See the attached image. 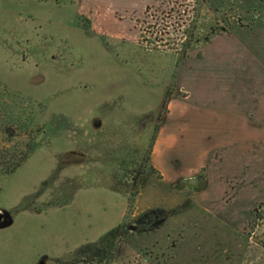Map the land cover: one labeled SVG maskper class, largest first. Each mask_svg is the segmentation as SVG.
Returning <instances> with one entry per match:
<instances>
[{"label": "rangeland", "instance_id": "rangeland-1", "mask_svg": "<svg viewBox=\"0 0 264 264\" xmlns=\"http://www.w3.org/2000/svg\"><path fill=\"white\" fill-rule=\"evenodd\" d=\"M176 1L165 8L107 9L101 0H0V120L7 105L15 113L18 105V117L26 108L20 118H29L33 131L29 140L28 128L0 135V148L15 158L24 154L0 178V212L8 218L0 227V264H264L263 120H252L249 151L224 150L217 162L208 155L203 191L224 197L213 203L211 226L195 251L184 246L188 235L179 229L163 242L155 233L169 227L164 223L152 236L158 244H142L148 235L125 229L147 212L130 217L134 205L128 200L140 172L141 200L163 204L169 194L171 201L191 198L192 188L178 192L173 186L202 172L194 168L200 136L187 159L170 147L166 170L152 174L151 160L144 166L167 90L173 98L159 124L156 155L177 127L180 109L201 90L197 75L234 66L239 86L249 63L256 104L255 85L264 82L258 72L264 70V0ZM199 10L201 19L194 17ZM118 16L140 21L133 24L138 38L107 35V22ZM189 31L201 41L181 59ZM207 83L204 91L211 95L215 86ZM252 113H258L255 104ZM186 163V176H167ZM120 232L126 236L114 251Z\"/></svg>", "mask_w": 264, "mask_h": 264}, {"label": "crops", "instance_id": "crops-1", "mask_svg": "<svg viewBox=\"0 0 264 264\" xmlns=\"http://www.w3.org/2000/svg\"><path fill=\"white\" fill-rule=\"evenodd\" d=\"M101 1L102 4H105L104 8L107 9L119 6V4L121 6V9L165 8L170 7L172 3L173 5H179L178 1L176 0ZM99 7L103 6L99 5ZM137 15H139V13ZM118 17L119 18H114V22H112L115 25L114 28L111 27L112 25H109L112 24L111 22H107L108 28H105V32H107V35L112 36L113 34L120 40L132 41V39H135L138 33H136L137 30L135 31V29H133V24H139L140 21H134V18H132V20H129V22H124V19L128 20V18H124V16ZM247 57L248 59H250L251 55L248 53ZM214 70L205 71V73L208 72V74L196 76L195 84L196 86L200 87L201 90H196L199 92H196L193 102L189 103L188 107L186 105H183L184 107L180 109L177 117L178 125L174 128V130L178 128V134L176 135L175 131L172 129L170 131L171 135L168 134V140H162L164 150L161 154L156 155V150L153 147L150 162L152 164V168L156 171H161L163 169L166 170L165 154H167L166 152H168V149H171L170 147L178 148V150L182 151L183 154H185V159H187V153L191 151L190 147L192 146L193 138L195 136H200L202 139L199 146L200 158H196L197 163H195L194 166V168L196 167V169L200 172L202 171L203 167L206 166L205 164L208 160L209 154H215L213 156V160L217 162L220 160L219 153L223 152L224 150L241 153L249 151L252 137V120L264 121V82L259 81V83L255 85L257 92L260 93V97L256 104L251 97L252 92L250 85L249 63L247 67L242 66V74L241 77H239V81H237L240 84L239 86H235L236 78L233 74L234 66H216V70ZM258 72H262V74H264V70H259ZM209 74L210 76L208 77ZM208 81H210L213 86H215V89L211 91V95H208V91H204V89H206L208 86ZM180 84L182 85L183 83L181 82ZM181 85L180 87H182ZM252 104L256 105L258 113H252ZM192 117L194 118L192 119ZM188 120H192L195 123L193 124L194 126L188 123ZM193 129L196 130L195 134L191 132V130ZM256 129L259 132L261 130L260 127L255 128V130ZM158 142L159 138L157 139V143ZM186 175L187 163L182 169L180 168L176 172L172 171L170 173H167V176L169 178L175 179ZM221 179L222 178L219 177V181ZM167 182L170 183V180L168 179ZM209 184L214 185V182ZM142 194L143 192L139 193L138 198L136 199L133 206L134 211L132 212L130 217L135 218L142 212L148 211L150 209L159 208V210L162 209L163 211H170V213L164 218L163 221V223L169 225V227L164 230L163 233L161 232V230H158V232L156 231L155 234H161L160 236L163 239L162 241H169L170 243V234L175 233L176 229H179V234L182 235V237L186 234L188 235V239L184 241V246H186L187 248H191L192 252L197 249V242H200L205 238L203 236L205 229H209L211 226V220L209 218H211L213 203L217 200H223L222 198L224 197V193L218 192L217 194H215L208 188H206L204 191L197 195L192 206L183 211L171 213L174 207L179 206L182 202L185 201V198H182L178 195L176 196V199L171 201V194H169L170 201H168L166 204L158 201H155L153 203H144L141 200ZM139 208L141 209L139 210ZM205 224H207V226ZM203 225L205 228L202 231L201 228L203 227ZM154 232L155 231L152 230L150 232L151 234H149L148 232H134L133 234L138 237L148 235L143 239L144 242L142 243L146 244L145 240L147 239L149 242H151ZM154 241L155 240L153 239L152 242ZM207 241L208 244L205 248H208L209 250L212 247V245L210 244L211 237H208ZM154 243L158 244L159 242Z\"/></svg>", "mask_w": 264, "mask_h": 264}, {"label": "trees", "instance_id": "trees-1", "mask_svg": "<svg viewBox=\"0 0 264 264\" xmlns=\"http://www.w3.org/2000/svg\"><path fill=\"white\" fill-rule=\"evenodd\" d=\"M202 15H205V14H202V12L199 10L198 13L196 11V13L194 14V17L197 18V19H199V18L201 19ZM84 23H85V28L89 29L90 28L89 22L87 20H85ZM194 37H195V35H194L193 31H189L187 39L185 40V42H184V44L182 46L181 59L186 58L187 53L189 51H191L194 47H196V46H198L200 44L201 40H195ZM2 96L4 97L5 94H3ZM172 98H173V94L171 92V89H168L166 94H165V96H164V98H163V103H162L160 115H159V118H158V126L155 129L153 140H152V142H151V144L149 146V150H148V152H147V154L145 156L144 166H147L149 164L150 154H151V151H152V148H153V145H154V141L156 139V135L158 133L159 124L162 122V119H163V117L165 115V112L167 111V105H168V103L170 102V100ZM6 108L7 109L4 108V112H5L4 115L5 116H3L2 120H0V135L2 134V135H7V136L10 137V136L14 135V134H12L13 133L12 131L15 130V128H16V130L19 131V132H17L19 134L21 132H23V130L28 128V130H29L28 132L29 133L27 135V139L29 140L31 138L32 133H33L31 124L29 122L30 119L25 117V118H23L24 122H22V120L20 118L21 114L25 115L24 111H26L27 109L23 108L24 111L21 112L19 117H18V112H19L20 106L17 105L18 111H16V113H15V108H11V106H9V105H7ZM27 115H29V110L27 111ZM29 124H30V126H29ZM5 125L7 126V128L5 127ZM8 140H9V142L11 141L10 138H8ZM26 146H27V143L25 144L24 147L26 148ZM22 155H24V154L23 153H19V158H15L14 153H11L9 150H7V148H0V178L8 176L9 174H11L15 170V168L17 167L20 159L23 157ZM148 169L151 171L152 174L156 173V170L153 169L152 167L149 166ZM203 172H204V170L202 169V172L200 173L199 176L204 178L205 183H206V177L203 174ZM141 174H142V172H140V174L138 175L137 180L135 182V185L133 187V193H132L131 199L129 200V205L130 206L134 205V202H135V199H136V197H137V195L139 193V190L142 189L143 181L141 179ZM173 187L178 192L182 191V189L177 188V184H174ZM203 189L202 190H197V189L192 188V190L194 191L193 196L191 198L187 197L185 199V201L179 207H177L174 211H172L171 213L183 211V210L189 208L190 206H192L194 201H195V199H196V197H197V195L199 193H201L203 191ZM163 213H164V216L166 217L170 213V211H163ZM128 225H130V224H128ZM128 225H125V229L127 228ZM122 227H124V226H122ZM125 236H126L125 232H122V233L120 232L117 235V242H116L117 246H115L114 251H116L120 241Z\"/></svg>", "mask_w": 264, "mask_h": 264}, {"label": "water", "instance_id": "water-1", "mask_svg": "<svg viewBox=\"0 0 264 264\" xmlns=\"http://www.w3.org/2000/svg\"><path fill=\"white\" fill-rule=\"evenodd\" d=\"M195 188L197 190H202L205 187V180L202 177H196V178H190L187 180H179L177 183V188L183 189V188ZM5 215L0 212V227L8 225V222L4 219ZM163 220L157 221L154 224L150 225L147 229H154L158 227L160 224H162ZM127 230L131 232H135L137 230V226L135 224H130L126 228Z\"/></svg>", "mask_w": 264, "mask_h": 264}, {"label": "flooded vegetation", "instance_id": "flooded-vegetation-1", "mask_svg": "<svg viewBox=\"0 0 264 264\" xmlns=\"http://www.w3.org/2000/svg\"><path fill=\"white\" fill-rule=\"evenodd\" d=\"M164 218L165 216L162 210H159V209L148 210L147 212H144L143 214H141L134 221V224L137 226V230L135 232L144 233V232H150L152 230H155L156 228L160 227L162 224H160L158 227L154 229L146 230V228H149L150 225L154 224L157 221H161V220L164 221ZM4 219L7 220L8 218L5 216Z\"/></svg>", "mask_w": 264, "mask_h": 264}]
</instances>
